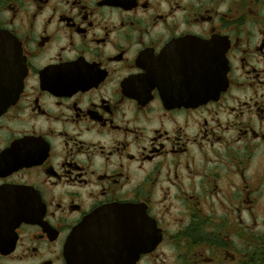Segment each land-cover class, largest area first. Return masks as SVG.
Returning a JSON list of instances; mask_svg holds the SVG:
<instances>
[{"label":"flooded vegetation","instance_id":"1","mask_svg":"<svg viewBox=\"0 0 264 264\" xmlns=\"http://www.w3.org/2000/svg\"><path fill=\"white\" fill-rule=\"evenodd\" d=\"M76 231L100 264H264V0H0V264Z\"/></svg>","mask_w":264,"mask_h":264},{"label":"water","instance_id":"2","mask_svg":"<svg viewBox=\"0 0 264 264\" xmlns=\"http://www.w3.org/2000/svg\"><path fill=\"white\" fill-rule=\"evenodd\" d=\"M210 87V86H209ZM81 231H76L70 238L66 252L69 257V261L71 264H100L95 262L91 256V247L87 245V241L85 238L81 236ZM77 238L81 240L79 243H75L73 241H77ZM133 247L129 246L124 252V264H132L133 262ZM103 264V263H101Z\"/></svg>","mask_w":264,"mask_h":264}]
</instances>
